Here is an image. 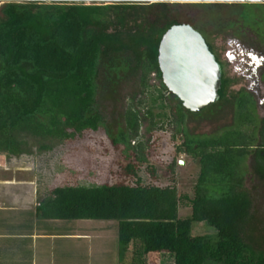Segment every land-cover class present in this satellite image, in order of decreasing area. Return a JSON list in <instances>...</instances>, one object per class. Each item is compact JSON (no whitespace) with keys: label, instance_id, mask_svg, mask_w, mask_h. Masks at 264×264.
<instances>
[{"label":"trees","instance_id":"16d2710c","mask_svg":"<svg viewBox=\"0 0 264 264\" xmlns=\"http://www.w3.org/2000/svg\"><path fill=\"white\" fill-rule=\"evenodd\" d=\"M150 1L0 0V152L29 153L28 138L47 151L42 142L106 128L114 147L143 162L142 144L131 142L146 120L149 132L155 117L169 118L183 137L177 152L198 160L192 197L175 184L144 185L130 163L117 183L55 189L49 218L112 222L118 253L133 248L130 264H264V150L249 168L248 137L190 134V112L164 87L157 62L161 37L173 25H190L203 37L207 29H249L264 44V4ZM193 8L197 16L183 20L182 10ZM148 98L159 103L157 115L144 109ZM107 103L120 106L123 125L110 128ZM194 224L214 233L194 235Z\"/></svg>","mask_w":264,"mask_h":264},{"label":"rangeland","instance_id":"374dc122","mask_svg":"<svg viewBox=\"0 0 264 264\" xmlns=\"http://www.w3.org/2000/svg\"><path fill=\"white\" fill-rule=\"evenodd\" d=\"M152 15L159 18L160 12L154 11ZM190 16H197V9L182 10L183 20ZM154 84L157 85V82L152 80L151 85ZM171 99V96H169L170 102ZM158 105V102L152 104L151 98H148L144 109L152 107L153 114L157 115L160 113ZM105 111L107 114L106 120L110 128H115L118 124L123 125V119L120 116L122 113L120 106L115 108L107 103ZM165 112L168 116L170 115L169 110H165ZM201 116L202 113L186 114V117L190 118V121H187V119L185 122L188 132L200 134L209 130V127H200L196 123V120H194ZM161 121H164V124L163 128L159 129L162 126ZM149 122V120H146L142 124L139 139L131 142L132 146H136L138 143L142 144L143 162H139L138 158H135L140 157L137 152L134 155L132 153L130 155L122 146L114 147L106 128H99L96 132H83L80 135H75L73 138L63 141L54 139L42 142V144L50 146V149L47 151L38 150L40 146L39 142L28 138L27 147L31 151L30 159L33 163V169L40 172V176H42L41 180L47 179L46 181L50 187L67 185L93 187L119 182L125 178L123 174L125 167L130 163H136L137 176L144 185L164 187L175 184L179 193L192 197L193 186L197 181L199 173L198 160L177 152L178 147L183 142V137L181 134H175V124L169 125V118L160 119L155 117V128H152L148 132L146 129L151 128ZM173 161L176 164L174 171L171 172L169 166ZM151 171L154 172L153 176ZM262 194L264 195V190ZM188 213V209H181L180 216L184 217ZM102 223L107 222L89 220L87 223H80V227L84 229L104 228L105 224ZM107 225L109 224L107 223ZM93 233L91 234L92 237L95 235ZM103 233L104 235L102 234L101 236L107 240L104 242L94 240V244H102L101 246L98 245L101 250L105 249L108 252L110 250L114 252L113 242L115 239H113V236L116 235V230L114 233L113 229H108L103 231ZM192 233L194 235L213 234L214 230L205 224H194ZM95 245L94 249H96ZM82 247L79 246V248ZM76 248H78L77 245ZM111 254L115 256V253L111 252ZM106 259L108 263L111 262V259L108 260L107 256Z\"/></svg>","mask_w":264,"mask_h":264},{"label":"crops","instance_id":"0c3cea01","mask_svg":"<svg viewBox=\"0 0 264 264\" xmlns=\"http://www.w3.org/2000/svg\"><path fill=\"white\" fill-rule=\"evenodd\" d=\"M30 157L31 151L19 155L0 152V264H130L133 248L128 246L120 255L117 234L113 236L114 252L101 250L98 245L102 244L93 242L107 240L101 236L103 231L113 229L115 233L112 223L84 229L80 223L89 220L49 218L47 201L53 198V191L76 186L50 187L34 171Z\"/></svg>","mask_w":264,"mask_h":264},{"label":"flooded vegetation","instance_id":"af4514ba","mask_svg":"<svg viewBox=\"0 0 264 264\" xmlns=\"http://www.w3.org/2000/svg\"><path fill=\"white\" fill-rule=\"evenodd\" d=\"M203 39L220 68L221 84L216 101L194 119L209 130L189 133L210 139L228 130L248 137L251 143L245 163L251 168L256 152L264 150V44L249 29L228 30L227 34L207 29ZM224 82L227 86L221 93Z\"/></svg>","mask_w":264,"mask_h":264},{"label":"water","instance_id":"95a60500","mask_svg":"<svg viewBox=\"0 0 264 264\" xmlns=\"http://www.w3.org/2000/svg\"><path fill=\"white\" fill-rule=\"evenodd\" d=\"M245 0H151L169 4H235ZM264 4V0H250ZM2 4L4 2H1ZM158 68L167 91L175 96L185 110L199 113L218 97L221 72L203 37L190 25L171 26L158 46Z\"/></svg>","mask_w":264,"mask_h":264}]
</instances>
